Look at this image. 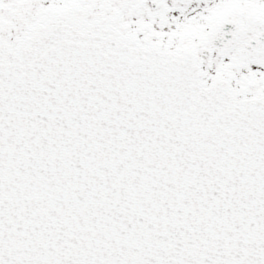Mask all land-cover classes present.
Instances as JSON below:
<instances>
[{"label":"snow or ice","instance_id":"obj_1","mask_svg":"<svg viewBox=\"0 0 264 264\" xmlns=\"http://www.w3.org/2000/svg\"><path fill=\"white\" fill-rule=\"evenodd\" d=\"M0 264H264V0H0Z\"/></svg>","mask_w":264,"mask_h":264}]
</instances>
